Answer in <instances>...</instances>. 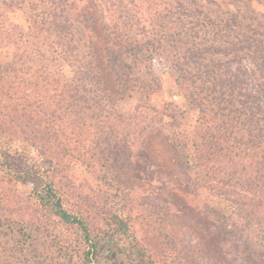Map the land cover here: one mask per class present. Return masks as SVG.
I'll return each mask as SVG.
<instances>
[{"label":"rangeland","instance_id":"374dc122","mask_svg":"<svg viewBox=\"0 0 264 264\" xmlns=\"http://www.w3.org/2000/svg\"><path fill=\"white\" fill-rule=\"evenodd\" d=\"M263 138L264 0H0V264H85L79 232L9 180L22 142L96 264H143L113 215L155 264H264L233 209L249 181L264 194Z\"/></svg>","mask_w":264,"mask_h":264},{"label":"trees","instance_id":"16d2710c","mask_svg":"<svg viewBox=\"0 0 264 264\" xmlns=\"http://www.w3.org/2000/svg\"><path fill=\"white\" fill-rule=\"evenodd\" d=\"M261 111L262 108L259 110V112ZM184 147L194 148L192 150V154L187 155V158L194 170H196L198 167L197 154H195L197 149L193 140L190 138H185ZM21 148L22 150L28 148V153L30 155L28 153H21V156L25 158V166L19 172H11L9 175V180L13 182L30 181L31 185L33 186L32 193L37 204L43 210L47 211L49 214L58 218L64 224L73 227L75 230H77V232H79L81 244L85 254L84 263L96 264L98 245L92 237L90 228L83 218L67 209L63 198L55 186V181L52 175L54 166L51 164V162L40 158L39 155H34V157H32V150L27 144L22 142ZM251 156L254 158V154ZM259 166L263 165L259 164ZM262 170L263 173H261L262 175L259 176V178L262 180L261 185L264 187V167ZM241 171L242 173L244 172L243 169H241ZM258 173L259 170L256 168V171L253 172V174L255 175ZM249 183L252 184L256 190L259 188L256 193V198H247V202L240 200L241 202L234 203L235 206H233V209L235 212H239V214L242 213V216L240 215V217L244 222H246L247 226L253 224L256 228L261 229L262 234L258 239L264 244V194L260 190L261 186L259 187L258 184H255V182L252 183L249 181ZM112 220L118 228L119 233H121L127 241L128 252L142 261L143 264H155V261L150 257V255L138 245L128 223L117 215H113Z\"/></svg>","mask_w":264,"mask_h":264}]
</instances>
